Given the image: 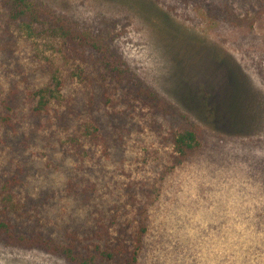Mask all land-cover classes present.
<instances>
[{"label":"rangeland","instance_id":"obj_1","mask_svg":"<svg viewBox=\"0 0 264 264\" xmlns=\"http://www.w3.org/2000/svg\"><path fill=\"white\" fill-rule=\"evenodd\" d=\"M39 1L99 35L127 70L102 96L88 77L103 71L8 33L0 4V115L19 96L16 129L0 121V199L11 191L17 226L87 230L101 208L128 227L149 222L137 264H264V0ZM46 84L49 110L35 117L29 92ZM93 123L103 137L85 133ZM191 126L202 144L176 165L172 137ZM74 175L96 186L97 208L65 194ZM29 195L40 203L25 210ZM0 264L71 263L0 242Z\"/></svg>","mask_w":264,"mask_h":264},{"label":"trees","instance_id":"obj_2","mask_svg":"<svg viewBox=\"0 0 264 264\" xmlns=\"http://www.w3.org/2000/svg\"><path fill=\"white\" fill-rule=\"evenodd\" d=\"M0 4L5 17L4 30L8 33L14 28L18 32L24 33L26 38L52 40L59 47L56 55L65 59L66 62H70V65L82 69V65L89 62L87 66L92 65L94 69L103 71L102 74L96 75L101 76L98 79H95L96 76L88 77L92 80L93 87L103 89L102 96H108L107 93L110 92L113 85L107 82L109 78L111 82L115 81L116 85L121 84L127 68L125 69L123 61L111 52L109 45L92 30L82 27L78 22H74L39 0H0ZM49 68L52 71L53 68ZM51 79L52 85L55 86V79L59 83L61 78L59 75L53 74ZM140 90L144 91L143 88ZM133 92L135 91L132 89H128L127 93L120 92V97L127 101L126 97ZM29 95H32L33 99L38 98L37 105L30 108L31 113L36 115L35 117L49 110L50 97L53 95L49 84L29 92ZM18 97V93L12 90L4 99L8 112L5 115H0V121L10 129H16L17 123H15L11 111L17 112L14 106L17 104ZM14 103L15 105H13ZM89 106L92 110L94 102L90 105L89 100ZM85 130L86 134L103 137L99 132L100 127L95 123L87 126ZM201 137L202 131L197 126L181 129L173 135L172 145L176 165L187 162L196 154L202 144ZM18 182H20V177L17 175L7 179V184L10 187L15 186ZM81 184V177L71 176L65 181V194L80 204H93L97 208V204L94 202L97 196L96 186ZM38 203H40V199H34L29 195L24 201V208L27 210L33 204ZM12 212V193L4 191V197L0 199L1 243L60 255L71 264H137L149 232V222L146 219L139 218L137 222H133L128 227L118 219L116 214H108L101 208H98L100 217L93 220L89 229L83 230L78 226L71 227L70 225L64 226V229H60L56 234L51 230L42 231L36 228L27 230L18 227L17 224L24 226V219H21L20 223L18 221L16 223ZM84 231L85 233H83Z\"/></svg>","mask_w":264,"mask_h":264}]
</instances>
